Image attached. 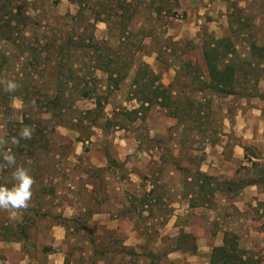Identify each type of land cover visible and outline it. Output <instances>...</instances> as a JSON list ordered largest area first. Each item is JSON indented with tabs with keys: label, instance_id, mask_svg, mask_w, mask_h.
<instances>
[{
	"label": "rangeland",
	"instance_id": "rangeland-1",
	"mask_svg": "<svg viewBox=\"0 0 264 264\" xmlns=\"http://www.w3.org/2000/svg\"><path fill=\"white\" fill-rule=\"evenodd\" d=\"M87 2L81 22L72 0H0V152L15 154L34 181L27 208L0 210V264H49L56 225L65 229V264H211L225 237L264 264L263 218L251 204L241 212L240 191L209 164L215 147L231 161L241 145L234 181L264 179V122L253 132L238 126L241 114L264 118V58L251 54L264 47V0ZM17 23L16 41L4 40ZM92 37L98 63L88 48L67 58L60 75L70 84L57 89L60 47ZM226 37L237 50V94L201 91L204 45ZM109 65L118 87L100 70ZM86 82L97 90L90 98ZM162 85L164 105L155 99ZM59 93L62 110H47ZM184 108V119L170 113ZM25 125L30 140L19 139ZM12 171L0 161V183Z\"/></svg>",
	"mask_w": 264,
	"mask_h": 264
},
{
	"label": "trees",
	"instance_id": "trees-1",
	"mask_svg": "<svg viewBox=\"0 0 264 264\" xmlns=\"http://www.w3.org/2000/svg\"><path fill=\"white\" fill-rule=\"evenodd\" d=\"M72 1L78 6V10H77L78 20L84 22L86 9H87L86 6L88 3L87 0H72ZM18 26H20L18 23L17 26H12V24H9L7 28V32H6V28H4L1 31L2 37H5L4 40H8V41L11 40V42L16 41V39L13 38L14 32L11 31H13L14 29L17 30L19 28ZM91 39L92 40L89 42L88 45L85 44V39L84 40L81 39L78 41H75L74 39H70L68 40V42H66L64 46L60 47V50L57 54L58 56L57 69L59 71V74L55 82L57 89H61L64 92V89L67 90L70 84V81L64 83L61 76L62 74L64 75V69H65L64 62L66 61L67 58L74 57L77 52L85 51L88 48V49H92L93 54L95 55L92 63L95 64L98 63L97 61H99L98 59L101 57L100 54H98L99 45L101 43L100 42L95 43L93 37ZM236 53L237 50L229 37L222 38L216 41L213 40L211 43L204 45V59L206 63V69L208 72V80L206 82H201V81L197 82V86L201 88V91L211 90L216 92L217 94H224L226 96H232L237 94L236 86L240 83L239 80L240 75L238 72L239 71L238 69H240V67L233 60ZM251 54L258 59L264 58V47L256 46L255 44H253L251 47ZM261 64H262L261 61L256 62L257 66H260ZM111 69L114 68L112 67L110 68V65L107 68L105 67L100 68V70H102L103 72L108 73L109 80H111L113 83L115 82L116 86L118 87L120 81L117 80L118 76L115 77L114 70ZM70 75L72 76L73 73L70 72ZM65 85H67V88H65ZM85 85H84L85 89H83V97L90 98L92 97L90 96L91 92H97V90L96 88H94L93 90L88 89L90 82H86ZM77 88L78 86L74 87V89ZM146 88L147 86H145V89ZM168 88L169 87H164L162 85L160 88L161 93L155 96L156 100L159 101L161 99V105H164V101L166 102L170 100V97L168 95ZM92 95L93 97H96L95 100L96 110H101V108L103 107L102 98H100V96L97 94H92ZM64 100L66 101L64 97V93L63 95L57 94L54 98L49 99L45 107L47 108V110H62V104ZM141 102H142V107L148 105L147 108H149V106L153 102V99L146 96L144 99L141 100ZM175 102L177 106L185 105V103H183L180 100H177ZM187 110H190L191 112V109L188 108ZM170 113L178 119H184L185 117L190 115L185 108L182 110H175L174 113L172 112ZM93 121H94L93 123H97L96 120ZM200 175L203 181L204 180L208 181V183L211 181L205 174H200ZM260 177H262L263 179V176ZM256 181L257 180L254 181L240 180L238 182L237 181L224 182V184L227 186L228 190H233V188L235 187L240 191L245 186L250 185L251 183L254 182L256 183ZM234 239L235 238L225 237L223 245L213 249L212 254L210 256V263L211 264H258L257 261L255 262L252 258L244 255L243 250L239 249V247L235 242L236 240Z\"/></svg>",
	"mask_w": 264,
	"mask_h": 264
},
{
	"label": "crops",
	"instance_id": "crops-1",
	"mask_svg": "<svg viewBox=\"0 0 264 264\" xmlns=\"http://www.w3.org/2000/svg\"><path fill=\"white\" fill-rule=\"evenodd\" d=\"M253 113H255L253 115L252 120L249 119L248 116H245L241 114V116H239V123L238 126L244 131L247 130V128L250 130V132H253L256 130V127L258 125H261L264 122V118L262 117L261 114H258L259 111H253ZM243 131L241 132L240 136L243 137L244 133ZM244 137H246L244 135ZM216 149V157L212 158L209 162L210 166L212 167L211 173L212 175H216V176H223V181L224 182H231L234 181L235 178L237 177V173L236 171L233 170L232 167L233 166V161H240L241 159H243V149L241 147V145H235L234 149H233V154H232V159L231 161H223V156L221 155V151H219L217 149V147H215ZM260 179V180H259ZM257 180L256 183H251L250 185L245 186L243 189L240 190L239 193V206L241 209V212H248V210H251L252 208L248 207L250 204L252 207H254V211L260 213V215L258 216L263 220H264V179L262 180V178H258L255 179ZM254 181V180H253ZM244 219L246 220V218H243L242 221H244ZM250 222L251 224H254L255 221H253L251 218L248 219V221L246 223ZM244 226H248L247 224H242ZM257 225H263L264 226V222L263 223H257ZM61 225H56L55 227H53V231H55L54 233H52V237H53V242L51 243V247L53 249V251L50 250V252L48 253L49 256V264H65V253L63 249H60L59 247L63 245V241L65 239L64 237V233H65V229L62 227ZM264 237V233L261 235ZM130 246V244H127ZM58 248V249H57ZM55 259V260H54ZM61 259V261H60Z\"/></svg>",
	"mask_w": 264,
	"mask_h": 264
},
{
	"label": "clouds",
	"instance_id": "clouds-1",
	"mask_svg": "<svg viewBox=\"0 0 264 264\" xmlns=\"http://www.w3.org/2000/svg\"><path fill=\"white\" fill-rule=\"evenodd\" d=\"M15 88L14 82L7 83L8 90H15ZM32 131L29 126H23L18 133L19 139L30 140ZM12 142L18 143V140L14 137ZM0 161L5 167L13 169L11 180L8 183H0V210L13 213V210L27 208L32 196L33 177L25 167L17 165L15 154L10 150L0 152Z\"/></svg>",
	"mask_w": 264,
	"mask_h": 264
}]
</instances>
